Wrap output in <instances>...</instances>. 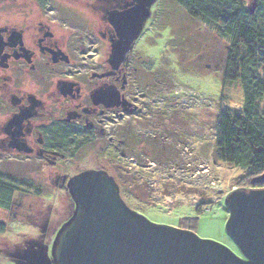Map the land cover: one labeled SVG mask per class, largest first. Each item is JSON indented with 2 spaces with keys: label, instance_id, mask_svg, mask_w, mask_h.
<instances>
[{
  "label": "rangeland",
  "instance_id": "1",
  "mask_svg": "<svg viewBox=\"0 0 264 264\" xmlns=\"http://www.w3.org/2000/svg\"><path fill=\"white\" fill-rule=\"evenodd\" d=\"M243 1L248 10L256 2ZM69 33L76 41V59L85 60L81 65L109 60L110 44L101 40L99 31ZM226 47L212 29L191 19L183 8L171 0H157L124 70L138 96L140 113L134 124L156 135L154 147L170 157L163 155L158 164L142 157L141 167L123 162L144 170L154 198L150 205H131L132 211L157 226L178 229L184 219L198 218L195 233L201 239L236 251L226 231L230 217L226 199L246 188L247 173L214 157L220 113L244 106L241 82L223 78ZM117 121L115 110L108 113L106 142L116 139ZM84 141L77 139L78 151L61 161L58 173L36 159L0 155V174L15 177L22 189L15 194L10 212L0 210V220L7 224L0 234V264H36L30 256L40 246L46 248L44 264H55L56 238L76 210L69 181L88 171L114 174L100 141L94 146ZM165 184L169 193L164 195ZM201 203L208 205L198 215Z\"/></svg>",
  "mask_w": 264,
  "mask_h": 264
},
{
  "label": "flooded vegetation",
  "instance_id": "2",
  "mask_svg": "<svg viewBox=\"0 0 264 264\" xmlns=\"http://www.w3.org/2000/svg\"><path fill=\"white\" fill-rule=\"evenodd\" d=\"M136 5L137 0H0L1 157L36 159L58 173L61 161L78 151L80 137L92 146L99 140L107 152V116L114 110L121 152L129 137L153 143L156 135L134 124L138 96L124 70L133 50L116 72L108 59L81 65L85 60L76 59L69 33L99 31L111 48L117 36L109 14ZM111 92L119 95L115 105Z\"/></svg>",
  "mask_w": 264,
  "mask_h": 264
},
{
  "label": "water",
  "instance_id": "3",
  "mask_svg": "<svg viewBox=\"0 0 264 264\" xmlns=\"http://www.w3.org/2000/svg\"><path fill=\"white\" fill-rule=\"evenodd\" d=\"M155 2L137 0L135 7L109 14L117 36L109 58L113 72L133 50ZM118 100L111 92L112 105ZM263 181L264 175L253 180ZM68 189L76 210L56 238L55 264H264V188L236 191L226 199V231L243 257L195 232L149 222L126 205L107 172L82 173Z\"/></svg>",
  "mask_w": 264,
  "mask_h": 264
},
{
  "label": "trees",
  "instance_id": "4",
  "mask_svg": "<svg viewBox=\"0 0 264 264\" xmlns=\"http://www.w3.org/2000/svg\"><path fill=\"white\" fill-rule=\"evenodd\" d=\"M171 1L183 8L191 19L212 29L227 43L223 78L225 82H241L244 106L241 110L220 113L214 157L218 162L246 171V188L240 191L262 189L264 181L255 184L253 180L264 175V0H256L252 10L245 7L243 0ZM156 139V136L153 137V143L146 139L136 143L129 137L124 152L120 151L117 139L107 142L106 156L114 172L110 177L119 186L121 197L130 209L131 205L138 206L137 203L153 204L152 189L146 183L144 170L139 168L143 163L142 157L151 158L152 164L164 160L163 155L170 157L167 152L160 153L154 147ZM126 160L140 167H132L128 162V166L125 165L123 161ZM19 191L22 189L15 177L0 174L1 211L10 212L13 209L15 194ZM168 193L167 189L161 194ZM206 205L201 203L197 206L198 215ZM197 219H184L182 229L195 232ZM6 230L7 224L0 220V234ZM45 251L46 248L40 246L30 259L36 264L46 263ZM234 252L243 257L238 248Z\"/></svg>",
  "mask_w": 264,
  "mask_h": 264
}]
</instances>
